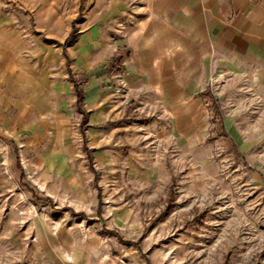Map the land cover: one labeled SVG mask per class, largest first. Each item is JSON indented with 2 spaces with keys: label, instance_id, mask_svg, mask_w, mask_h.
Listing matches in <instances>:
<instances>
[{
  "label": "rangeland",
  "instance_id": "1",
  "mask_svg": "<svg viewBox=\"0 0 264 264\" xmlns=\"http://www.w3.org/2000/svg\"><path fill=\"white\" fill-rule=\"evenodd\" d=\"M123 2L0 0V13H12L19 37L30 41L32 67L41 62L38 44L57 50L59 63L48 62L55 74L64 68L60 43L79 34L64 53L80 81V109L95 93L106 114L123 94L104 42L120 35L129 18ZM84 37L90 40L75 51ZM210 80L221 122L212 119L210 98H201L208 127L189 148L150 141L143 134L147 116L130 128L123 98L98 122L85 114L83 134L82 114L67 101L69 149L59 137L52 148L50 120L35 139L43 110L28 111L0 132V264H264V110ZM0 114L7 121L15 110ZM97 130L107 135L100 144L88 134ZM134 153L160 166L134 173L128 166Z\"/></svg>",
  "mask_w": 264,
  "mask_h": 264
},
{
  "label": "crops",
  "instance_id": "2",
  "mask_svg": "<svg viewBox=\"0 0 264 264\" xmlns=\"http://www.w3.org/2000/svg\"><path fill=\"white\" fill-rule=\"evenodd\" d=\"M123 1L129 18L120 35L111 40L105 37L104 41L105 48L111 51L113 71L124 85L122 97L108 103V116L114 114V103L123 98L133 124L130 128L138 127L134 123L137 117L147 116L149 123L143 134H150L154 143L164 140L179 149L184 143L193 147L205 134L208 110L201 98H210V105L215 102L218 107L210 91L211 78L219 80L220 91L250 97L264 110V0H135L132 10L128 5L131 0ZM12 16L10 12L0 13V113L13 108L15 115L6 121L0 114V132L7 133V126L21 120L28 111L43 110V120L33 130L35 139L43 136L50 120L52 148L59 137L69 149L67 101H74L77 112L82 114L78 124L81 134L85 114L89 123L106 115V103L96 99L95 93H89L80 109L84 102L80 81L69 70L64 53L69 40H78L79 34L68 41L67 35L60 43L64 68L55 74L48 70V62L59 63L57 50L49 52L38 44L41 62L32 67L30 41L19 37ZM89 38H81L74 45L75 51L78 46L85 47ZM118 54L121 59L115 63ZM116 65L122 70H116ZM73 84L77 85L80 100ZM88 134L94 144L107 136L98 130ZM116 135L117 131L111 130L109 136ZM135 157V153L128 157V166L134 173L142 167L160 166L156 160L143 162Z\"/></svg>",
  "mask_w": 264,
  "mask_h": 264
},
{
  "label": "trees",
  "instance_id": "3",
  "mask_svg": "<svg viewBox=\"0 0 264 264\" xmlns=\"http://www.w3.org/2000/svg\"><path fill=\"white\" fill-rule=\"evenodd\" d=\"M76 37H77V34H71V33H69V35L65 38V40L68 41L70 38H76ZM67 41H65V44H66ZM120 59H121V55L118 54V56L115 58V63H118L120 61ZM116 70H122V68L119 65H116ZM73 85H74V87L76 89L77 99L80 100L79 99L80 98V95L77 92V85L76 84H73ZM210 109L212 110V114H213L212 119H214V120L218 119L219 120L220 111L218 110V107H217V105H216L215 102H212V104L210 105ZM220 136L223 139H228L227 134H226V132L224 130L221 131Z\"/></svg>",
  "mask_w": 264,
  "mask_h": 264
},
{
  "label": "built area",
  "instance_id": "4",
  "mask_svg": "<svg viewBox=\"0 0 264 264\" xmlns=\"http://www.w3.org/2000/svg\"><path fill=\"white\" fill-rule=\"evenodd\" d=\"M120 83V86H119V88H118V90H122L123 91V87H124V85H123V83L122 82H119Z\"/></svg>",
  "mask_w": 264,
  "mask_h": 264
}]
</instances>
